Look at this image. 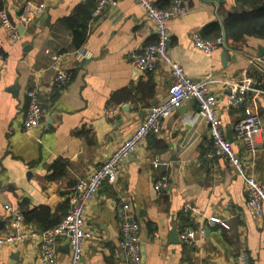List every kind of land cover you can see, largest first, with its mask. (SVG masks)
<instances>
[{
	"label": "crops",
	"instance_id": "1",
	"mask_svg": "<svg viewBox=\"0 0 264 264\" xmlns=\"http://www.w3.org/2000/svg\"><path fill=\"white\" fill-rule=\"evenodd\" d=\"M36 1L45 5L44 11L19 33L18 15L25 0H0V9L16 24L19 35L12 41L0 24V234L10 230L8 207L20 212L30 229L58 223L68 210L71 187L130 135L149 107L166 98L172 82L161 64L142 72L129 61L128 55L141 53L154 41V25L135 0H118L117 6L87 19L96 0ZM151 1L161 9L170 4ZM184 1L186 13L168 22L169 54L192 79L212 71L220 79L251 88L244 94L262 121L251 171L264 187V38L233 41L223 34L226 47L205 55L193 45L192 33L211 38L239 6L235 0ZM46 15L49 24L41 23ZM83 24L82 46L92 58L78 62L64 56L62 65L73 75L57 91L50 55L72 52ZM27 44L31 47L25 48ZM31 89L46 113L39 127L26 130L23 121ZM211 89L225 134L246 158L234 128L244 105H228L235 91L229 86L215 84ZM118 100L123 104L117 114H107ZM196 112L195 100L174 110L160 131L150 134L122 163L116 182L100 187L84 214L85 228L95 237L84 242L82 264H124L116 215L120 202L129 204L130 216L140 226L141 264H239L241 254L245 264H264V215L256 221L245 210L243 180L213 153L208 127ZM155 158L168 165H153ZM162 177L166 186L158 190L155 182ZM187 205L194 210L186 211ZM185 227H202L204 237L192 243L181 240ZM174 230L177 236L172 239ZM38 255L35 241L5 245L0 248V264H40ZM69 261L67 243L61 239L54 264Z\"/></svg>",
	"mask_w": 264,
	"mask_h": 264
},
{
	"label": "built area",
	"instance_id": "2",
	"mask_svg": "<svg viewBox=\"0 0 264 264\" xmlns=\"http://www.w3.org/2000/svg\"><path fill=\"white\" fill-rule=\"evenodd\" d=\"M135 1L154 25V41L146 45L141 53H131L128 58L130 63L142 72L154 70L157 64H161L169 70L172 82L168 87L166 98L149 107L144 119L130 135L117 144L88 176L77 180L70 189L68 210L57 224L43 230L27 228L23 215L8 207L11 212L10 230L0 234V248L5 245L35 241L38 244L40 264H54L57 245L61 239H65L69 249V264H82L84 242L95 237L84 225V214L88 204L104 183L114 184L116 182L119 168L129 155L141 147L150 134L158 133L162 121L189 100L196 101V117L204 121L208 127L213 153L228 162L242 178L246 193L245 210L256 221L263 217L264 187L251 171L256 156V136L262 131V121L260 116L251 109L244 94L246 89L251 90V88L248 87V84L220 79L212 71H208L199 79H192L186 74L183 67L171 57L168 51V22L173 17L186 13V1L170 0L166 9L157 7L151 0ZM117 4L118 0H96L91 12L92 18L99 17L107 7H114ZM44 9L43 3L36 0H25L18 15V23L24 26L29 25ZM0 24L5 28L12 41L18 39L17 26L12 23L4 9H0ZM191 39L193 45L203 51L205 55H210L218 47H226L224 36L206 40L198 33H192ZM67 55L72 56L78 62L92 58V53L83 46L69 53L51 54L49 69L54 74L57 91H62L72 79V71L62 65V59ZM261 63L264 67V57ZM215 84L235 89L228 96V105H244V114L234 128L243 145L246 158L233 149L232 142L224 132L216 111L218 100L211 89V86ZM27 99V111L23 126L26 130H32L40 126L46 110L42 107L35 89L27 92ZM121 105H111L107 114L116 115ZM151 162L153 165H168V161L156 158ZM165 186L164 177L155 182V188L158 190H162ZM129 208V204L125 202H120L116 207V215L120 221L118 245L124 253V264H141L140 226L131 218ZM185 209L186 211L194 210L189 205ZM212 220L218 221V219ZM203 237L204 229L202 227L198 229L185 227L180 234L181 240L189 243ZM245 263L246 256L241 254L239 264Z\"/></svg>",
	"mask_w": 264,
	"mask_h": 264
},
{
	"label": "trees",
	"instance_id": "3",
	"mask_svg": "<svg viewBox=\"0 0 264 264\" xmlns=\"http://www.w3.org/2000/svg\"><path fill=\"white\" fill-rule=\"evenodd\" d=\"M235 1L239 6V11L226 16L223 20L222 29L220 27H216V30L213 32L211 38L207 39L202 37L203 39L213 40L217 37L223 36V34L227 39H232L233 41L241 40L247 36L264 38V0ZM90 14L91 13L88 11L86 19L90 16ZM82 26V31H76L75 39H73L75 49L81 47L86 40L84 32L85 25L83 24ZM124 99L126 100V98ZM115 104L123 103L118 100Z\"/></svg>",
	"mask_w": 264,
	"mask_h": 264
},
{
	"label": "water",
	"instance_id": "4",
	"mask_svg": "<svg viewBox=\"0 0 264 264\" xmlns=\"http://www.w3.org/2000/svg\"><path fill=\"white\" fill-rule=\"evenodd\" d=\"M214 3H215L216 5L218 4L216 1H214ZM235 12H236V11H235ZM42 22H45V23L49 24V16L46 15V16H45V19H44L43 21L41 20V23H42ZM23 27H24L23 25H19V26H18V31H19V33H20V30H22ZM28 47H31V45H30V44H27V45L25 46V48H28ZM225 56H226V53L224 52V55H223V58H224V59L226 58ZM258 57H260V55H258ZM172 235H173V238H172V239H174L175 236H177V233L175 232V230L173 231ZM14 257H15V256H14Z\"/></svg>",
	"mask_w": 264,
	"mask_h": 264
}]
</instances>
